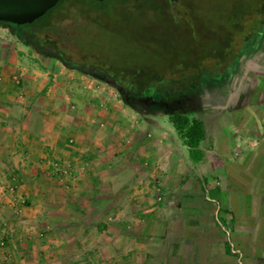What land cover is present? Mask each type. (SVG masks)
Wrapping results in <instances>:
<instances>
[{
  "label": "rangeland",
  "instance_id": "rangeland-1",
  "mask_svg": "<svg viewBox=\"0 0 264 264\" xmlns=\"http://www.w3.org/2000/svg\"><path fill=\"white\" fill-rule=\"evenodd\" d=\"M190 1L197 12L221 3ZM71 2L59 3L31 29L41 38L38 26L50 23L49 50L63 55L65 64L98 70H107V64L128 66L140 82L154 79L140 80L142 75L159 72L163 81L150 86L176 96L201 86L210 92L226 87V73L213 61L203 63L199 78L195 69L173 73L177 60L148 43L162 36L161 24L182 16L180 8L172 7L178 16L171 15V21L168 13L161 17L145 2L131 0L124 9L128 14L108 5V15L102 11L105 19L101 12L86 13L98 9L94 1H84L86 6ZM253 6L259 12L242 18L245 33L264 25V0H253ZM245 33L235 43L241 44ZM168 65L173 68L167 70ZM193 82L205 85H189ZM4 84L15 85L11 98L24 100L16 114L31 110L38 98L47 103L39 107L46 118L34 124L48 138L41 141L44 158L35 171L26 169L22 187L16 182L23 176L20 163L0 171V264L264 261V106L225 119L185 116L204 128L201 159L194 162L171 118L140 117L110 86L35 54L26 38L20 42L0 27ZM241 168L253 184L239 191L240 183L235 204L241 212L253 211L249 220L231 219L234 203L227 199L232 182L243 177ZM31 173L38 177L33 185ZM244 222L250 224L245 240L238 228Z\"/></svg>",
  "mask_w": 264,
  "mask_h": 264
},
{
  "label": "trees",
  "instance_id": "trees-1",
  "mask_svg": "<svg viewBox=\"0 0 264 264\" xmlns=\"http://www.w3.org/2000/svg\"><path fill=\"white\" fill-rule=\"evenodd\" d=\"M65 0H60L58 4L49 10L43 17L37 19L32 24H22L19 26L9 24L8 33L10 36L23 42L25 38L31 40L32 44L37 47L41 40L44 45L49 46L50 41L45 36L47 29H51L50 23L44 20L38 26L41 38L35 31H31L37 22H40L48 15H50L55 9L59 8L60 4ZM131 0H104L102 2H94L98 5V9H90L86 13L91 14L92 12L100 13L103 15L105 12L108 15V5H117L120 7L124 14H128L124 9L128 6ZM146 3L147 10H151L153 13H157L164 17L166 13L169 14L170 20L174 14V10L178 7L182 12V16L174 18L172 24L164 23L161 24L163 28L162 36L156 39H149L151 47L156 49L158 46L159 51L169 52L168 55L172 59L177 60V65L173 68L172 66H166L167 70L173 68V73L178 72L183 75V72L189 69L197 70L195 77H200L201 67L205 61H213L215 69L218 68L219 72H228L231 68L237 66L238 60L248 54L249 49L254 45L260 43L262 38L261 34H264V25L253 30L251 33H245L244 24L242 18L251 12H259L258 7L253 6V0H221V3L212 4L211 6L204 8L201 12H197L195 3L193 4L190 0H141ZM68 3V0H66ZM69 2H71L69 0ZM191 2V3H190ZM60 3V4H59ZM71 3L74 5L78 4L86 6L88 5L83 0H73ZM174 6V10L172 7ZM177 15V14H176ZM178 16V15H177ZM104 17V15H103ZM106 19V17H104ZM160 18V17H159ZM53 18H51L52 20ZM161 19V18H160ZM50 21V19H49ZM2 23V22H0ZM171 27V29L169 28ZM25 28L27 31H24ZM161 28V30H162ZM263 28V29H262ZM170 29V30H169ZM171 31V32H170ZM150 32V31H148ZM169 33V34H168ZM172 33L175 35L172 36ZM245 33L241 37L242 43H235L236 36ZM153 35L152 33H148ZM171 36L173 38H171ZM45 38V39H44ZM54 44V42H52ZM59 54V53H58ZM60 59L67 63V60L63 58V55L59 54ZM160 62L162 59H159ZM164 61V60H163ZM168 67H170L168 69ZM128 66L122 69L118 66L107 64V72H111L110 75L115 78H119L122 82L127 85H123L125 88L130 90L133 94L145 96L151 95L157 92L155 87H151L152 82L163 81V74L159 72L147 73L140 80H145L146 77H154L153 80L148 82H140L136 75L132 73V68ZM166 70V71H167ZM198 77V78H199ZM139 82L136 83V80ZM188 117L184 115L171 118V123L176 130L178 136L182 140L183 144L187 147L188 153L192 161L199 162L201 159V151L199 149L200 143L204 140V128L200 121L195 119L188 120Z\"/></svg>",
  "mask_w": 264,
  "mask_h": 264
},
{
  "label": "flooded vegetation",
  "instance_id": "flooded-vegetation-1",
  "mask_svg": "<svg viewBox=\"0 0 264 264\" xmlns=\"http://www.w3.org/2000/svg\"><path fill=\"white\" fill-rule=\"evenodd\" d=\"M176 1L174 0V2ZM0 27H3L6 31L10 29L9 24L4 22L0 23ZM261 35L260 43L255 46L253 45L249 49L248 54L238 60L236 67L231 68L228 72L222 71L226 73L227 81L224 84L226 87L211 92L208 88L202 89L201 86L200 89L194 88L195 90L190 94L180 93L178 96L162 92L160 95L149 94L138 96L123 86L127 85L125 82L111 76V72L106 73L107 71L105 69L106 72L102 69L98 70L86 65L69 66L71 67V71L83 73L85 69H88L114 80L116 84L122 87V93L120 95L118 94L119 98L120 96L123 97L127 103H138L142 105L144 102L148 104L155 102L157 104L156 106L144 108L139 113H136L142 118L163 117L173 119L180 115H203L216 117L217 119H225L241 114L247 110L258 109L264 106V34ZM26 40L29 42L31 49H34L33 51L36 48L37 55L54 59L59 64H61L60 62L65 64L60 59L59 54H55L54 51L49 50L47 45L39 43L35 47L31 43L32 39L29 40L26 38ZM202 83L193 82L189 85H205Z\"/></svg>",
  "mask_w": 264,
  "mask_h": 264
},
{
  "label": "crops",
  "instance_id": "crops-1",
  "mask_svg": "<svg viewBox=\"0 0 264 264\" xmlns=\"http://www.w3.org/2000/svg\"><path fill=\"white\" fill-rule=\"evenodd\" d=\"M2 73V72H1ZM3 82H6V79H2ZM11 87L14 89L15 85H11ZM10 88V85H0V171H8L11 167V164L14 163H20V167H18V171H21L22 177H17L16 182L17 184L21 186L23 185V179H26L24 176L26 175V169L30 170H36V166H38V162H41V158H44V148L46 144L41 143V141L44 140V135L46 134V131H39L36 129L35 122H43L46 118L42 113L39 107L46 106L47 103L42 101V98H38L36 102H33L34 105H32V109L27 110L23 113L16 114L15 108L23 105L24 100L21 97L11 98L10 94H12L13 89ZM19 89L21 90L20 86ZM2 97H8L7 99H3ZM26 100V99H25ZM27 101V100H26ZM30 103V101L28 102ZM31 105V103H30ZM35 109V110H34ZM52 117V116H51ZM43 118V120H41ZM4 124V125H3ZM42 125V124H41ZM51 136V135H49ZM46 138L48 136L45 135ZM22 149V150H21ZM242 170V178L237 182H232L231 186L232 189H230V192L227 194V199L230 203H234L233 206H231V213L232 218L235 216V218L240 217L243 219H252L255 215L252 210H249L248 212H244V209H242V212L240 211V206L235 204L237 200V196L239 194L237 187H240V183L243 184L242 188H240L239 191L247 190V188L252 185V177L249 172H247V169L241 168ZM25 172V173H24ZM3 173V172H2ZM24 173V174H22ZM240 172H237L236 176L238 177ZM234 174V173H233ZM0 173V179L3 178ZM32 178H30V181L33 184H35L34 179L36 180L37 175H33L31 173ZM233 180V179H232ZM16 184V186H17ZM21 190V188H20ZM21 192V191H20ZM31 194V193H30ZM35 200V199H33ZM236 209V210H235ZM231 215V214H230ZM243 223V222H242ZM246 224V226L244 225ZM244 227L242 228V225L239 224L238 230L239 233L242 234L243 240H245V237L248 236L250 233V224L244 222ZM27 228V227H25ZM31 228V227H30ZM235 229H233L234 231ZM235 232V231H234ZM19 233V232H18ZM9 234V233H8ZM25 235V234H24ZM7 238V236H6ZM24 248V246H22ZM260 264H264V261L259 260Z\"/></svg>",
  "mask_w": 264,
  "mask_h": 264
},
{
  "label": "water",
  "instance_id": "water-1",
  "mask_svg": "<svg viewBox=\"0 0 264 264\" xmlns=\"http://www.w3.org/2000/svg\"><path fill=\"white\" fill-rule=\"evenodd\" d=\"M59 1L60 0H0V22L16 26L22 24H32L37 19L43 17L49 10L54 8ZM84 1L102 2L104 0ZM34 53L37 54L36 48ZM60 63L66 69L71 70V67L69 65L63 64L62 62ZM83 74L97 80L98 82L105 83L106 85L113 88L119 95L122 93L121 85L116 84L114 80L109 79L100 73L85 69L83 71ZM120 101L135 113H139L144 108H151L157 105L155 102H151L150 104L144 102L142 105H139L138 103H127L121 96Z\"/></svg>",
  "mask_w": 264,
  "mask_h": 264
}]
</instances>
